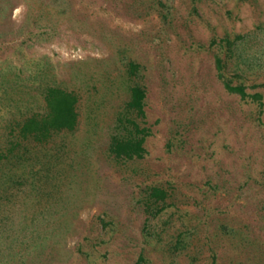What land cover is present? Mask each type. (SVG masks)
<instances>
[{"label":"rangeland","instance_id":"1","mask_svg":"<svg viewBox=\"0 0 264 264\" xmlns=\"http://www.w3.org/2000/svg\"><path fill=\"white\" fill-rule=\"evenodd\" d=\"M237 32L226 73L262 92L261 111L216 75L220 37ZM121 49L145 65L150 133L143 157L117 160ZM32 56L78 92L80 123L54 136L60 177L22 202L34 232L9 264H264V85L251 86L264 82V0H0V63ZM154 185L166 197L152 214Z\"/></svg>","mask_w":264,"mask_h":264},{"label":"trees","instance_id":"2","mask_svg":"<svg viewBox=\"0 0 264 264\" xmlns=\"http://www.w3.org/2000/svg\"><path fill=\"white\" fill-rule=\"evenodd\" d=\"M244 38L241 32L220 37L221 50L213 56L216 75L227 91L256 102L261 111L262 92L247 90L245 83L233 82L226 73L228 60L239 52ZM18 48L22 50L23 46ZM119 54L127 96L116 110L107 149L117 160L141 158L146 154L144 141L150 133L146 124L145 65L122 49ZM259 85L264 82L251 83L252 87ZM79 105L78 92L56 80L48 60L32 56L25 64L8 58L0 63V264H9L22 241L19 235L25 234L23 230L34 232L27 221L33 217H19V208L30 195L40 202L41 195L53 192V178L61 173L60 149L53 145L54 136L78 129ZM165 197L163 188L149 186L147 211L158 213ZM99 219L105 224L103 216ZM143 259L139 254L133 264H141Z\"/></svg>","mask_w":264,"mask_h":264}]
</instances>
